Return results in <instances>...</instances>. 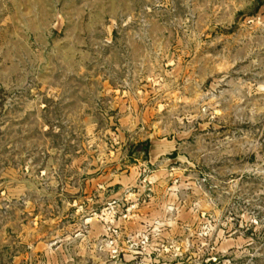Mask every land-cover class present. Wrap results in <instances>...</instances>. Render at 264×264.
<instances>
[{
	"label": "rangeland",
	"instance_id": "374dc122",
	"mask_svg": "<svg viewBox=\"0 0 264 264\" xmlns=\"http://www.w3.org/2000/svg\"><path fill=\"white\" fill-rule=\"evenodd\" d=\"M0 264H264V0H0Z\"/></svg>",
	"mask_w": 264,
	"mask_h": 264
}]
</instances>
